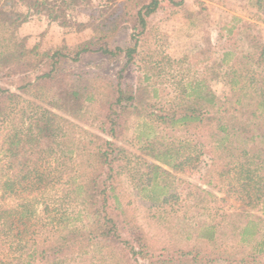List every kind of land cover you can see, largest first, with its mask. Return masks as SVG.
I'll list each match as a JSON object with an SVG mask.
<instances>
[{
	"label": "trees",
	"instance_id": "obj_1",
	"mask_svg": "<svg viewBox=\"0 0 264 264\" xmlns=\"http://www.w3.org/2000/svg\"><path fill=\"white\" fill-rule=\"evenodd\" d=\"M83 1L0 0V191L14 199L0 205V246H6L0 264H68L92 246L115 257L111 264H194L215 243L214 226L193 229L204 243L195 251L173 246L171 253L156 243L120 190L128 159L118 141L140 116L190 134L175 141L146 137L140 147L136 157L144 171L136 187L142 194L151 188L153 204L174 196L168 183L172 171L208 152L207 184L212 179L225 184L247 214L264 215V42L256 40L255 52L240 57L222 53L220 63L233 60L222 97L206 85L195 93L194 80L179 82L170 106L157 108L148 88L155 67L145 66L137 84L126 80V72L143 57L139 47L150 33L151 17L183 7L184 0H126L105 29L95 23V11L85 21L76 18ZM255 2L260 7L264 0ZM33 15L76 32L91 28L92 35L44 51L27 47L19 27ZM121 29L128 30V39L120 43L115 37ZM99 57L120 64L102 72L91 65ZM50 190L53 197L45 194ZM34 192L36 199L30 197ZM233 229L242 242L257 233L253 218ZM228 255L236 257L234 248ZM263 255L264 239L238 262L264 264Z\"/></svg>",
	"mask_w": 264,
	"mask_h": 264
},
{
	"label": "rangeland",
	"instance_id": "obj_2",
	"mask_svg": "<svg viewBox=\"0 0 264 264\" xmlns=\"http://www.w3.org/2000/svg\"><path fill=\"white\" fill-rule=\"evenodd\" d=\"M81 5L79 13L74 14L76 18L85 21L95 11V23L105 29L111 17L125 9L126 0H84ZM42 17L45 18L43 15H33L25 24L22 31L28 33L25 40L27 47L38 45L39 50L44 51L63 41L75 44L92 35L91 28L76 32L73 28L61 27L64 32L65 29L68 30L66 36L58 29L45 28L36 32V23L42 21ZM150 24V33L139 47L143 57L138 60L137 66L127 70L126 80L137 84L145 66L149 64L155 67V75L148 81L150 100L155 107L167 109L174 101L179 82L186 85L194 80L192 89L195 93L204 89L205 85L219 97L228 92L225 77L233 60L227 64L220 63L221 55L224 51H233L236 57L254 53L255 41L264 42V3L258 7L255 0H184L183 7L169 8L154 14ZM127 39V29H121L115 37L120 43ZM201 49L205 53L198 56ZM92 61L93 68L106 73L112 72L113 65L120 64L119 61L112 62L104 57ZM212 69L218 76L212 73ZM8 86L12 89L14 87L11 84ZM192 89L188 87L187 92ZM86 128L95 131L91 126ZM188 136L190 134L186 136L175 128L159 126L148 116L130 120L124 138L118 141L128 159V168L120 175V190L125 193L128 207L136 221L156 243L166 245L171 253L173 246L191 251L203 247L204 243L198 242L193 229L198 227L199 231L200 227L213 225L217 239L215 243L208 245L207 252H200L194 264H244L238 262L241 254L258 249L264 239V215L254 210H250L253 217L247 214L238 194L232 190L227 191L225 184L217 183L215 179L207 184L212 176L208 152H204L197 161L185 166L182 171H172L168 183L174 196L162 205L153 204L149 200L153 195L151 188L142 194L136 187V181L140 179L139 173L144 171L136 156L140 154L139 149L146 137L175 141ZM199 139L206 143L204 138H194L195 141ZM45 194L53 197L55 192L50 190ZM30 197L36 199V192ZM13 202L14 199L0 191V205L8 206ZM247 218L254 219L257 233L249 241L242 242L233 226L243 225ZM188 231L194 235L187 236ZM5 248L6 246H0V258ZM232 248L235 258L228 255ZM186 258L190 259V255ZM114 259L104 249L92 246L71 256L67 263L111 264ZM260 262L264 263V255Z\"/></svg>",
	"mask_w": 264,
	"mask_h": 264
},
{
	"label": "crops",
	"instance_id": "obj_3",
	"mask_svg": "<svg viewBox=\"0 0 264 264\" xmlns=\"http://www.w3.org/2000/svg\"><path fill=\"white\" fill-rule=\"evenodd\" d=\"M25 24H27V22L24 23L22 25V27H20V29H19L20 31L19 32L22 33V34H24V35H27L28 36V33L22 31L23 28H25ZM45 28H49L51 30L58 29L59 32H64V31H62L63 29L61 27H59L56 23H54V22H48L44 17H42V21L36 23V32H39L40 30H43ZM37 30H39V31H37ZM66 30L67 29H65V32H64L65 33V36L67 35V32H68V30L67 31Z\"/></svg>",
	"mask_w": 264,
	"mask_h": 264
}]
</instances>
